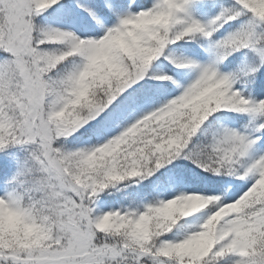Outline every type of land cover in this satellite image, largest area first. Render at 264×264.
Here are the masks:
<instances>
[{
	"label": "snow or ice",
	"instance_id": "1",
	"mask_svg": "<svg viewBox=\"0 0 264 264\" xmlns=\"http://www.w3.org/2000/svg\"><path fill=\"white\" fill-rule=\"evenodd\" d=\"M0 264H264V0H0Z\"/></svg>",
	"mask_w": 264,
	"mask_h": 264
}]
</instances>
